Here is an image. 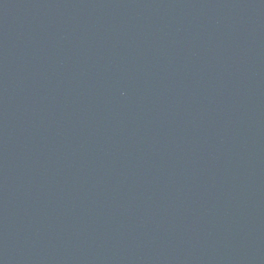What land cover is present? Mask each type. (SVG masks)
I'll use <instances>...</instances> for the list:
<instances>
[{
  "label": "water",
  "instance_id": "95a60500",
  "mask_svg": "<svg viewBox=\"0 0 264 264\" xmlns=\"http://www.w3.org/2000/svg\"><path fill=\"white\" fill-rule=\"evenodd\" d=\"M0 264H264V0H76L0 144Z\"/></svg>",
  "mask_w": 264,
  "mask_h": 264
}]
</instances>
